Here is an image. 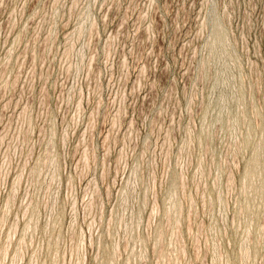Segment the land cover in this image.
Listing matches in <instances>:
<instances>
[{
    "label": "rangeland",
    "instance_id": "374dc122",
    "mask_svg": "<svg viewBox=\"0 0 264 264\" xmlns=\"http://www.w3.org/2000/svg\"><path fill=\"white\" fill-rule=\"evenodd\" d=\"M0 264H264V0H0Z\"/></svg>",
    "mask_w": 264,
    "mask_h": 264
}]
</instances>
